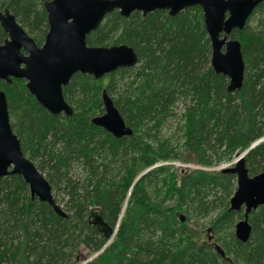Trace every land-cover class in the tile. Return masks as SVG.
Wrapping results in <instances>:
<instances>
[{"label": "trees", "instance_id": "16d2710c", "mask_svg": "<svg viewBox=\"0 0 264 264\" xmlns=\"http://www.w3.org/2000/svg\"><path fill=\"white\" fill-rule=\"evenodd\" d=\"M47 1L0 0V10L40 47ZM229 37L244 62L234 92L210 66L198 6L174 17L108 14L87 46L126 45L138 62L99 80L73 75L62 89L71 116L43 109L24 80L0 82L21 151L67 216L31 199L19 176L1 178L0 264H264V206L248 215L249 238L238 241L243 211L229 210L236 179L217 169L264 139V0ZM103 92L130 136L91 122L104 113ZM244 164L249 176L264 172V141Z\"/></svg>", "mask_w": 264, "mask_h": 264}, {"label": "water", "instance_id": "95a60500", "mask_svg": "<svg viewBox=\"0 0 264 264\" xmlns=\"http://www.w3.org/2000/svg\"><path fill=\"white\" fill-rule=\"evenodd\" d=\"M261 2L263 0H50L44 3L48 30L40 47L9 11L3 9L0 10V29L6 38L0 43V82L24 80L27 91L43 109L51 115L71 116L72 109L64 100L62 89L73 75L79 73L99 80L138 62L133 49L126 45L87 46V35L96 30L108 14L117 12L122 18H128L134 12L146 16L164 10L174 17L198 6L210 42V66L215 74L228 79L227 92L238 91L242 87L244 62L240 43L229 36L234 30H243ZM102 103L104 113L91 122L115 138L130 136L131 129L105 92ZM261 141L264 139L238 154L230 167L219 168L236 179L229 210L243 211V218L234 227V236L241 243L250 235L248 215L264 206V172L249 176L244 164L245 154ZM11 175L23 180L31 199L46 203L59 217H67L54 202L48 182L23 155L10 127L6 96L0 89V179Z\"/></svg>", "mask_w": 264, "mask_h": 264}, {"label": "rangeland", "instance_id": "374dc122", "mask_svg": "<svg viewBox=\"0 0 264 264\" xmlns=\"http://www.w3.org/2000/svg\"><path fill=\"white\" fill-rule=\"evenodd\" d=\"M255 27V24L253 22L250 23V28L253 29ZM230 38V37H229ZM235 39V38H232ZM237 40V39H235ZM238 41V40H237ZM246 151V150H245ZM235 158H233L230 162L222 164L220 167H224V166H228L230 167V164L234 161ZM220 167H218L217 169H219ZM60 205V204H59ZM62 207V205H60ZM199 226L204 227V230L208 229V220H204L203 222H201V224H199ZM86 251L81 250L80 252V257L83 261L87 260L88 258H86L85 255ZM94 257V256H92ZM91 259V258H90ZM82 261V262H83Z\"/></svg>", "mask_w": 264, "mask_h": 264}]
</instances>
